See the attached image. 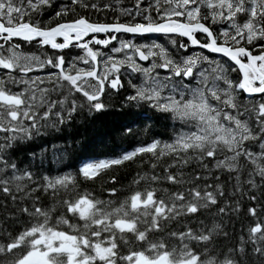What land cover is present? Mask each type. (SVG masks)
I'll return each instance as SVG.
<instances>
[{
	"label": "snow or ice",
	"instance_id": "snow-or-ice-1",
	"mask_svg": "<svg viewBox=\"0 0 264 264\" xmlns=\"http://www.w3.org/2000/svg\"><path fill=\"white\" fill-rule=\"evenodd\" d=\"M53 3L0 0V264H264V0H136L117 9L126 21L111 23L76 11H101L95 3L70 0L43 26L32 21ZM150 36L171 47L135 42ZM20 42L52 52L24 51ZM114 107L132 118L123 134L135 135L134 108L172 121L170 142L81 162L76 177L33 172L37 160L73 150L38 138ZM137 156L152 174L138 173L134 185L163 180L173 189L133 190L118 206L77 190V177L95 182ZM43 197L55 203L44 206ZM242 212L251 223L233 238L226 219Z\"/></svg>",
	"mask_w": 264,
	"mask_h": 264
},
{
	"label": "trees",
	"instance_id": "trees-1",
	"mask_svg": "<svg viewBox=\"0 0 264 264\" xmlns=\"http://www.w3.org/2000/svg\"><path fill=\"white\" fill-rule=\"evenodd\" d=\"M19 2V0H17ZM27 0H25V3ZM91 5L95 3L101 11H95L89 8L84 11L77 7L76 11L93 21H100L111 23L115 18H119L120 22H124L128 19L127 16L121 15L117 9L123 10L127 8H133L136 0H86ZM150 0H143L142 7H148ZM109 5L107 9H104L105 5ZM64 5H70V0H54L53 7L46 9L42 14L33 15L32 21L34 23H40L43 26L44 22L48 21L50 17L54 15L55 10H59ZM155 15V12L152 13ZM70 13L68 19H71ZM140 17H138L139 19ZM25 20L29 17L25 16ZM55 24V20L52 21ZM199 35V34H198ZM97 38H103L101 34H97ZM123 39H131L130 36H122ZM147 38H136L135 42L146 43ZM156 38V37H155ZM87 39V38H85ZM161 43L167 42L165 38L158 37ZM23 46L24 51L31 52H47L51 54V49H38L34 45H28L24 42H20ZM115 43V42H114ZM168 45V43H167ZM170 46V45H168ZM92 47L99 49L100 46L93 45ZM111 47V45L109 46ZM103 51L107 52V49ZM66 53L75 54L79 50L70 48L65 50ZM70 58V57H68ZM78 66L82 67L83 64ZM47 71L36 72L30 75L47 76ZM235 74H233V77ZM134 82H138V79L134 77ZM125 88L124 94L131 92V89L127 87V80L124 81ZM120 97L116 96L113 98L112 103L115 105L119 104ZM133 112L139 113L138 117L135 118V123L132 124L133 133L135 135L123 134L122 127L124 124L132 123V118H124L116 110V108L110 109L107 114L100 116L98 119L93 120L91 117L85 115L78 116L76 121L71 127L65 126L61 132H52L49 136L38 138L36 143L39 144L41 140H55L58 144H70L72 145V151L63 155L60 159H55L52 155H48L42 163L37 160L35 167L33 168L34 173H42L49 175L50 177H56L60 175H72L77 176V169L81 162L89 160H100V159H111L119 155H122L126 151H131L135 147L142 146L146 143H150L153 140L160 141L161 143L170 142L173 135L172 128L173 123L170 120L160 118L158 114H154L147 108L143 109H132ZM176 127H180L176 125ZM143 156H137L135 161L124 162L121 165L113 166L110 170H106L100 176L95 178V182H86L77 177V190L91 192L95 198L100 200H113L118 206L119 202L126 198L133 190H144L145 187H152L157 190V196L162 194L163 189L172 190L173 186L167 184L161 180L158 184H145L141 182L139 185H134L133 179L137 177V174H152V169L149 163L144 162ZM164 162L167 163V158H164ZM23 166V165H22ZM195 165H190L183 169L185 174H190L195 169ZM155 171L163 176L162 166H158ZM171 171H174L171 170ZM114 178L115 183L109 182L110 179ZM222 182L227 181V176L222 175ZM115 189L116 195L109 196V191ZM71 195H75V192ZM63 196V193L61 194ZM258 199H261L258 196ZM55 203L54 200L49 197L42 198V204L44 206H51ZM248 201H243V206H248ZM60 209L57 207L53 216H58ZM4 212L3 208H0V222L3 221ZM23 219V218H21ZM251 223V218L247 217L244 212L237 218L235 216L226 219L227 229L233 238H237L240 234H246L244 230ZM7 227L13 231L20 227V224H15L8 221ZM176 226L173 225V228ZM163 235V234H160ZM149 238L152 239L153 234H149ZM223 243V242H222ZM226 243H232L230 239ZM121 249H124L121 245Z\"/></svg>",
	"mask_w": 264,
	"mask_h": 264
},
{
	"label": "flooded vegetation",
	"instance_id": "flooded-vegetation-1",
	"mask_svg": "<svg viewBox=\"0 0 264 264\" xmlns=\"http://www.w3.org/2000/svg\"><path fill=\"white\" fill-rule=\"evenodd\" d=\"M163 38H164V37H163ZM176 39H177L178 41L180 40V38H178V37H177ZM150 40H151V41H152V40H156L157 42L161 43L160 40H159L158 38H155V39H154V38H151V39L149 38L147 42H151ZM161 44H162V45H166V46L169 47V48L171 47V46H168V45H167V42H165V43H161ZM257 47H259V45H257ZM173 51H175V49H173ZM191 51H197V50H194V49H191V48H190V49H189V52H191ZM254 51H255V50H254ZM208 55H210V57L213 56V54H212V55H211V54H208ZM216 58L219 59V57H216ZM161 73H162V70H161ZM162 74H163V73H162Z\"/></svg>",
	"mask_w": 264,
	"mask_h": 264
},
{
	"label": "bare ground",
	"instance_id": "bare-ground-1",
	"mask_svg": "<svg viewBox=\"0 0 264 264\" xmlns=\"http://www.w3.org/2000/svg\"><path fill=\"white\" fill-rule=\"evenodd\" d=\"M151 39V38H150ZM155 39V38H154ZM151 41V40H150ZM198 51V50H197ZM212 55V54H211ZM210 56V55H209ZM85 66V65H84ZM84 66H82V67H84ZM87 67V66H86Z\"/></svg>",
	"mask_w": 264,
	"mask_h": 264
},
{
	"label": "rangeland",
	"instance_id": "rangeland-1",
	"mask_svg": "<svg viewBox=\"0 0 264 264\" xmlns=\"http://www.w3.org/2000/svg\"><path fill=\"white\" fill-rule=\"evenodd\" d=\"M80 67V66H79ZM84 67H86V66H84Z\"/></svg>",
	"mask_w": 264,
	"mask_h": 264
},
{
	"label": "water",
	"instance_id": "water-1",
	"mask_svg": "<svg viewBox=\"0 0 264 264\" xmlns=\"http://www.w3.org/2000/svg\"><path fill=\"white\" fill-rule=\"evenodd\" d=\"M102 35V34H101ZM143 63V62H142Z\"/></svg>",
	"mask_w": 264,
	"mask_h": 264
}]
</instances>
